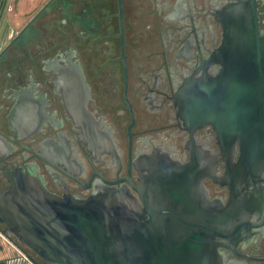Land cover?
Instances as JSON below:
<instances>
[{
    "label": "flooded vegetation",
    "instance_id": "obj_1",
    "mask_svg": "<svg viewBox=\"0 0 264 264\" xmlns=\"http://www.w3.org/2000/svg\"><path fill=\"white\" fill-rule=\"evenodd\" d=\"M233 1L48 0L0 52V191L23 164L62 197L126 191L138 209L185 213L183 249L196 264H264V181L220 228L213 219L233 198L216 177L239 145L223 152L214 126L186 109L222 68L218 17Z\"/></svg>",
    "mask_w": 264,
    "mask_h": 264
},
{
    "label": "water",
    "instance_id": "obj_2",
    "mask_svg": "<svg viewBox=\"0 0 264 264\" xmlns=\"http://www.w3.org/2000/svg\"><path fill=\"white\" fill-rule=\"evenodd\" d=\"M257 4L236 0L219 12L223 38L214 60L222 68L186 108L196 124L214 126L223 152L239 145L238 162L216 177L233 198L213 219L220 228L239 221V195L264 181V34ZM36 173L23 164L0 191V223L7 224L0 233L32 264H196L183 249L185 213L147 201L146 209H138L130 193L117 189L86 199L62 197L51 193ZM175 181L181 183L182 176Z\"/></svg>",
    "mask_w": 264,
    "mask_h": 264
},
{
    "label": "crops",
    "instance_id": "obj_3",
    "mask_svg": "<svg viewBox=\"0 0 264 264\" xmlns=\"http://www.w3.org/2000/svg\"><path fill=\"white\" fill-rule=\"evenodd\" d=\"M48 0H0V52ZM0 264H32L0 233Z\"/></svg>",
    "mask_w": 264,
    "mask_h": 264
},
{
    "label": "trees",
    "instance_id": "obj_4",
    "mask_svg": "<svg viewBox=\"0 0 264 264\" xmlns=\"http://www.w3.org/2000/svg\"><path fill=\"white\" fill-rule=\"evenodd\" d=\"M44 264V263H43Z\"/></svg>",
    "mask_w": 264,
    "mask_h": 264
}]
</instances>
